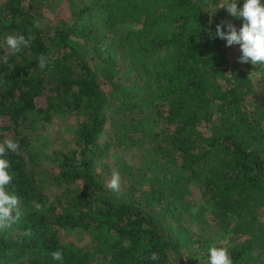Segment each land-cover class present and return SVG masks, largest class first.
Segmentation results:
<instances>
[{
	"label": "trees",
	"instance_id": "trees-1",
	"mask_svg": "<svg viewBox=\"0 0 264 264\" xmlns=\"http://www.w3.org/2000/svg\"><path fill=\"white\" fill-rule=\"evenodd\" d=\"M220 3L0 0V44L31 36L0 49V143L20 145L7 158L21 210L0 264H59L57 250L63 264H208L212 246L264 264V66L215 37L241 25ZM53 119L68 143L41 151Z\"/></svg>",
	"mask_w": 264,
	"mask_h": 264
},
{
	"label": "clouds",
	"instance_id": "clouds-1",
	"mask_svg": "<svg viewBox=\"0 0 264 264\" xmlns=\"http://www.w3.org/2000/svg\"><path fill=\"white\" fill-rule=\"evenodd\" d=\"M239 5V6H238ZM224 8L230 17L241 21L239 28L234 23L221 21L216 25L215 37L226 42V47L238 45L240 49L239 62L264 66V0H222L217 9ZM216 12V11H215ZM31 36L23 34L6 35L0 49L6 45L8 52L17 54L30 46ZM7 54H5V59ZM40 67L46 66V60L39 58ZM19 142L13 139L0 143V231L10 229L21 218L19 207L20 197L10 188L14 173L10 171L7 158L9 153H17ZM108 187L118 192L120 190V174L113 172ZM53 261L63 264L64 254L57 250L51 253ZM150 259L157 261L156 252ZM208 264H233L226 247L212 246L208 249Z\"/></svg>",
	"mask_w": 264,
	"mask_h": 264
},
{
	"label": "rangeland",
	"instance_id": "rangeland-1",
	"mask_svg": "<svg viewBox=\"0 0 264 264\" xmlns=\"http://www.w3.org/2000/svg\"><path fill=\"white\" fill-rule=\"evenodd\" d=\"M59 10H66L65 6H62ZM58 10V11H59ZM94 23L103 30V23H99L96 21V18H94ZM45 138H44V144L40 146L41 151H50L55 150L58 148H63L68 143V138L70 136L69 130L65 128V126L61 123V121L57 119L52 120V124L49 125L45 132ZM115 152L114 149L111 148V150L108 152L109 155H113L112 153ZM117 161V160H116ZM114 160V162H116ZM108 170H110L111 173H113V170L116 168V165L113 164V157H111L110 162L108 163ZM115 167V168H114ZM262 220H264V216L262 217ZM84 245V243H82Z\"/></svg>",
	"mask_w": 264,
	"mask_h": 264
}]
</instances>
